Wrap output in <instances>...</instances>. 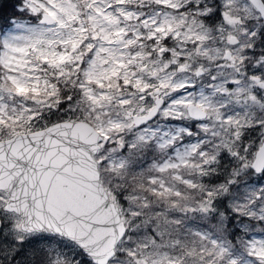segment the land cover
<instances>
[{"label":"snow or ice","instance_id":"snow-or-ice-1","mask_svg":"<svg viewBox=\"0 0 264 264\" xmlns=\"http://www.w3.org/2000/svg\"><path fill=\"white\" fill-rule=\"evenodd\" d=\"M0 264H264V0H0Z\"/></svg>","mask_w":264,"mask_h":264}]
</instances>
